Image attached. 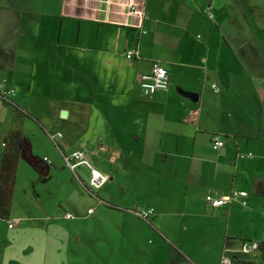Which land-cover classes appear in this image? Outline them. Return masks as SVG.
<instances>
[{
	"label": "crops",
	"instance_id": "crops-1",
	"mask_svg": "<svg viewBox=\"0 0 264 264\" xmlns=\"http://www.w3.org/2000/svg\"><path fill=\"white\" fill-rule=\"evenodd\" d=\"M130 2L137 14L130 13ZM206 7L211 21L203 14ZM194 28L202 32L200 49L189 46ZM147 35L148 49L147 39L142 38ZM164 35L171 50L155 56L158 36ZM0 47L13 53L11 65L0 69L1 83L13 90L11 97L22 88L23 96L29 98L16 97V104H11L27 113L45 134H60L51 140L60 157L41 158L22 134L24 147L38 159V167L20 158L14 182L23 166L45 180L62 172L63 156L75 150L85 151L91 166L107 177L99 196L91 190L88 202L96 205L94 210L77 211L74 216L51 209V215H24L12 191L3 228L10 241L0 242V264H68L64 255L70 240L74 247L83 240L95 249L91 233L124 234L136 209H152L154 219L178 215L185 231L199 224L194 221L188 227V218L208 212L217 222L222 214L221 254H228L225 246L235 239L238 248L243 241H251L230 227L233 207H240L239 203L217 208L197 204L199 192L201 202L207 196L203 175L209 163L199 143L201 136L209 143L217 136L223 144L211 150L219 151L218 165L231 161L235 172L232 162L238 159L239 143L247 146L257 141L254 135L264 121V0H0ZM131 47L137 48L138 58L128 61L124 52ZM154 62L167 71L168 87L145 95L135 78L147 73ZM180 88L196 94L197 100L179 95ZM7 106L3 115L0 112V154L13 127ZM256 118L261 124H256ZM56 139H61L60 144ZM75 171L76 180L86 188L89 170H82L87 181ZM261 177L253 176L248 193L252 181ZM235 184L242 188L245 174L233 177L231 190ZM221 189L211 196L228 194ZM252 196L255 205L264 207V198ZM79 199L73 200L74 205L82 209ZM38 206L46 205L41 201ZM242 207L248 211L247 203ZM65 214L71 219H65ZM159 219L157 228H152L163 232ZM70 229L72 235L66 241ZM1 231L2 227L0 237Z\"/></svg>",
	"mask_w": 264,
	"mask_h": 264
},
{
	"label": "rangeland",
	"instance_id": "rangeland-1",
	"mask_svg": "<svg viewBox=\"0 0 264 264\" xmlns=\"http://www.w3.org/2000/svg\"><path fill=\"white\" fill-rule=\"evenodd\" d=\"M201 18L203 17L201 16ZM202 21L203 23L209 24V22L204 18ZM148 36L149 35L142 37L147 39L145 44V48L147 47V49L150 47V36ZM201 36L202 32L200 28H194L191 35L192 38L189 40V46L191 49L199 48L198 43L201 42ZM170 50L171 46L168 42V38L165 35L160 37L158 36V40L153 48V54L155 56H159L160 54H163V52H170ZM215 84L219 87L217 82ZM0 85L4 89L8 88L5 84L1 83V81ZM38 92L40 94H45V91L42 90H38ZM16 93L18 96L9 97L8 101L10 103H15L14 100H16V97H21L26 101L29 99H26V97L23 96L25 95V90L22 88H19ZM207 95L209 96L208 100L214 103L213 95L210 92H207ZM7 105L8 102L6 100L0 99L1 115H3L2 112L4 113V111L7 110ZM43 114L45 116V113ZM229 121L230 120H227V123H229ZM256 124H261L259 118H256ZM20 126L24 138L31 142L34 149H38L36 152V156L38 158H41L42 155H58L60 157L56 145L51 141L48 135L49 133L45 134L42 132L37 125L29 119H24ZM262 127L264 128V121L259 129V132L254 135V137H257L256 142H254L253 139L252 142H248L247 146H243L242 143H239V152L241 154L250 153L252 158H238L236 162L233 161L232 163H235L234 165L236 167L235 172L231 161H227L220 166L218 165L220 161L216 160V156L219 151L214 152L211 150V142L209 143L205 136H201L199 143L201 149H203L204 158L209 162L206 166L207 168L205 167L203 175V179L207 180V184L203 186V189L205 191L207 190V195H212L215 190H222L221 188L227 190V193L236 191L244 194L243 200H246L248 211H242V208L244 209L245 207H242V199L240 197L236 203H239L241 206L233 207L230 227L232 229L234 227L235 232L240 231L246 239L249 238L251 241L256 243H259L260 240L264 241V207L260 206V203L259 205H255L254 200L251 198V194L248 193L247 190L250 187V180L253 176L260 177L264 175V149L262 146L264 140ZM237 139L240 140V138ZM228 141L229 140L226 142L227 145H229ZM55 142L56 144H60L61 139H56ZM45 151H47L48 154L44 153ZM60 161L63 163L62 159H60ZM60 170H62V172L58 171L56 172L58 174H54V176H50L46 180L28 166H23L22 170H18L13 187V197L17 202L18 210H20L22 214L30 216H44L46 214L51 215V210H57L60 212H69L74 216L77 211H79V213L87 212L88 208H90L89 210L91 211L94 210L96 205L88 202V199L92 196L88 191V178V182H86L87 186L86 188L84 187V189L76 180V176H74V174L66 168L64 164ZM82 170H76L75 172H77L83 181H87ZM237 174L239 178L243 177L245 174V185L243 184L241 188V184H238V186L235 184L233 190H231L232 179L233 177L237 178ZM182 180L183 179L180 178V182H182ZM234 180L236 182L235 178ZM91 188L92 192H95L93 195L99 196L98 191L101 187ZM70 190V196L72 195L71 197L68 196ZM204 190H201V192ZM205 193L206 192H202L203 196ZM252 197L254 198V196ZM77 198H80V202L78 203L83 210L74 205V201H77ZM41 201L42 204L46 205L44 208L38 206V203ZM197 201L198 205H208L206 200L201 202L200 192ZM162 207L163 206L161 204V210H164ZM217 218L219 221H214L213 217L208 212H203L202 216L199 218H193V220L188 218L186 219L188 221V224H186L188 227H191L190 225L193 226L194 221L199 224H197L195 229L190 228L185 231L182 227L184 224L181 222L178 215H172L171 217L162 216L160 219L158 217L154 219V216L150 215L146 220H142L136 216H130L126 222L127 232L125 231L124 234L120 232L107 234L104 230L102 232L98 231L95 234L91 233L90 236L94 237L96 243L95 249L92 245L88 247V243L83 240L80 242V246L74 247V243L69 239V245L67 244L68 250H66L64 258L68 264H167L169 249L172 246L176 249L180 248L179 250L186 257H188L187 261H183L180 264H220L219 260L222 256L221 234L223 233L225 220H223L222 214ZM158 219L160 220L159 226L163 228V232H159V230L157 231L152 228V226L157 228ZM214 219H216L215 216ZM5 226V220H0V227H2L0 242L5 241L7 238L6 242L10 241V238L4 234L5 231L3 228H5ZM71 233V229L66 232V241L69 236L72 235ZM85 237L86 239L89 238V234H86ZM111 245L112 247L114 246L113 249H111ZM177 245L179 247H177ZM237 248L238 244L235 239L234 242L225 246V249L228 250V254L226 255L230 257V253H234ZM72 249L75 251H72ZM58 257L60 258L61 256L58 255ZM232 264H263V262L259 254L256 252L246 255L237 254L235 259L232 261Z\"/></svg>",
	"mask_w": 264,
	"mask_h": 264
},
{
	"label": "built area",
	"instance_id": "built-area-1",
	"mask_svg": "<svg viewBox=\"0 0 264 264\" xmlns=\"http://www.w3.org/2000/svg\"><path fill=\"white\" fill-rule=\"evenodd\" d=\"M128 7L131 14H137V11L135 9V6L132 2L128 3ZM203 14L206 17L207 20L211 21L213 16L211 11L208 7L204 8ZM124 58L126 60H132L138 58V50L136 47H131L125 50L124 52ZM138 86L142 90V92L145 95H151L156 91L165 90L168 86V73L164 69V67L158 63L154 62L152 63L150 70L147 73H141L137 74L135 78ZM211 89L213 92H218V88L215 85H211ZM12 89H4L0 85V99L8 101L9 97L13 95ZM50 139L53 141L55 137H59L60 134L56 133L54 135L48 134ZM222 141L217 137L214 136L211 141V148L215 151L218 150L222 146ZM237 158L244 159V158H252V155L250 153L247 154H241L239 153L237 155ZM46 161L45 159H43ZM64 165L66 168H68L73 174L75 169L78 167H84L89 170V188L88 191L91 192V187H100L103 183L107 181V177L101 173H99L97 170H95L90 162L89 158L86 155L85 151L83 150H75L71 152L67 156H63ZM91 186V187H90ZM242 199L241 204L242 206L246 205V202L243 200L244 194L236 191H231L227 195L219 196V197H213L211 195H207L205 197L206 203L212 207L217 208L220 206H223L225 204H230L237 202L238 199ZM91 210H88L87 213H91ZM153 213L152 209L142 210V209H136L134 211V215L142 220H146L149 218V216ZM64 217L66 219H71V216L69 214H65ZM13 224L10 223L8 227H12ZM258 244L253 241H243L237 252L240 254H249V253H255L257 250ZM231 257V256H230ZM228 257L224 252L222 253L220 264H231L232 260Z\"/></svg>",
	"mask_w": 264,
	"mask_h": 264
},
{
	"label": "trees",
	"instance_id": "trees-1",
	"mask_svg": "<svg viewBox=\"0 0 264 264\" xmlns=\"http://www.w3.org/2000/svg\"><path fill=\"white\" fill-rule=\"evenodd\" d=\"M12 62L13 53L10 50H5L0 47V69L10 66ZM7 102L12 113L13 127L6 135L3 150L0 154V220H6L10 210L15 172L18 162L20 161V150L23 141L20 125L24 119H32L18 106L12 105L9 101ZM250 193L253 196L264 198V175L252 181ZM257 244L256 252L259 254L264 264V242ZM237 254L231 255L232 261ZM186 260V256L178 249L172 246L170 247L167 264H180Z\"/></svg>",
	"mask_w": 264,
	"mask_h": 264
},
{
	"label": "water",
	"instance_id": "water-1",
	"mask_svg": "<svg viewBox=\"0 0 264 264\" xmlns=\"http://www.w3.org/2000/svg\"><path fill=\"white\" fill-rule=\"evenodd\" d=\"M177 93L179 95H181L182 97H185L187 99H189L192 102H195L197 100V96L194 93L191 92H186V91H182L180 89L177 90ZM64 112H62L60 114L61 117H64ZM20 158L25 161V163H27V165H29L32 168H37V164H38V159H36L35 157L31 156L29 151L27 149H25L24 147V142H22V146H21V150H20ZM45 170H47V165L45 167Z\"/></svg>",
	"mask_w": 264,
	"mask_h": 264
}]
</instances>
